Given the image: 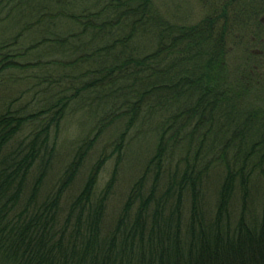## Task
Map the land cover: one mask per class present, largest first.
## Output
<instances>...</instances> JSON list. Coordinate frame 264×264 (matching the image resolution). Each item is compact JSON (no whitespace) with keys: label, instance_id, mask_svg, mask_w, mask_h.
I'll return each instance as SVG.
<instances>
[{"label":"trees","instance_id":"obj_1","mask_svg":"<svg viewBox=\"0 0 264 264\" xmlns=\"http://www.w3.org/2000/svg\"><path fill=\"white\" fill-rule=\"evenodd\" d=\"M156 19L152 0H0V74L37 73L25 79L36 104L0 113V264H264V108L245 105L251 88L229 70L225 12ZM72 112L92 136L42 193ZM114 126L117 163L137 127L154 144L107 223L117 170L96 194L104 154L65 199Z\"/></svg>","mask_w":264,"mask_h":264},{"label":"rangeland","instance_id":"obj_2","mask_svg":"<svg viewBox=\"0 0 264 264\" xmlns=\"http://www.w3.org/2000/svg\"><path fill=\"white\" fill-rule=\"evenodd\" d=\"M199 1L200 0H152V6L157 19L160 18L165 22L176 25H196L212 12L211 7H206L199 3ZM153 25L156 24L151 22L150 27ZM232 37L234 38V35ZM229 40V47L231 48H228L226 55L229 70L233 74L240 73V62L242 59L240 58L239 48L234 47L231 39ZM152 41L153 40H151V42ZM149 46L150 43L147 47ZM22 63H24V61ZM35 72L36 70L27 71L25 73L9 70L0 74V113L11 102L16 101L13 105V109L25 107L27 104H29L27 105L29 109L36 104L37 99L34 98V93L31 92L32 84L25 81L30 74H37ZM244 103L247 107L264 108V88L261 86L251 88ZM82 114V112H72L68 119L61 125L56 135V148L51 159L48 177L42 188V193L48 192L54 186L62 172L71 162L77 148L82 145L85 138L92 136L90 133L92 123L87 116ZM116 133L117 126H114L93 146L76 181L67 193V197L69 198L65 199V201H69L70 198L77 193L88 174L90 166L101 154H104L107 156V162L99 175L96 194H99L105 188L107 182L113 176L114 171L117 170L116 179L114 180V189L107 203L105 215L107 223H110V221L114 220L119 214L129 189L140 175L146 159L149 158L150 150H153L154 144V139L148 132V128L145 126L141 128L137 127V129L133 131V140L131 141L129 152H123L120 162L117 163L118 157L114 155L113 147L111 146ZM218 182H220V177L214 175L207 183L206 201L208 204L213 203V198L215 197L214 189H216ZM257 187H259V190ZM251 188L252 199L249 208L252 217H254L257 216L260 211L259 205L262 199V186L261 183L255 181V183H252Z\"/></svg>","mask_w":264,"mask_h":264},{"label":"flooded vegetation","instance_id":"obj_3","mask_svg":"<svg viewBox=\"0 0 264 264\" xmlns=\"http://www.w3.org/2000/svg\"><path fill=\"white\" fill-rule=\"evenodd\" d=\"M199 3L211 7V11L225 12V20L232 28L228 40L239 48L242 59L239 74L248 87L264 88V0H200Z\"/></svg>","mask_w":264,"mask_h":264}]
</instances>
